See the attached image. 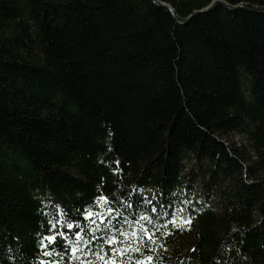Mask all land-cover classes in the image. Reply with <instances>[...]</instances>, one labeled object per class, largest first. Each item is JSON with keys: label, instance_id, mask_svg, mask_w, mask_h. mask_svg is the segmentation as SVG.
I'll return each mask as SVG.
<instances>
[{"label": "trees", "instance_id": "obj_1", "mask_svg": "<svg viewBox=\"0 0 264 264\" xmlns=\"http://www.w3.org/2000/svg\"><path fill=\"white\" fill-rule=\"evenodd\" d=\"M87 210L156 217L151 264H264V0H0V264L94 261Z\"/></svg>", "mask_w": 264, "mask_h": 264}, {"label": "snow or ice", "instance_id": "obj_2", "mask_svg": "<svg viewBox=\"0 0 264 264\" xmlns=\"http://www.w3.org/2000/svg\"><path fill=\"white\" fill-rule=\"evenodd\" d=\"M100 199H104L107 202V199L100 197L97 199L96 203H99ZM171 204L164 205L163 207H171ZM95 207V204L93 205ZM161 208V205H157L150 209V213H155ZM108 213L111 215L112 209L108 208ZM182 214V213H181ZM99 215L94 213L92 210H87L85 219L91 221L94 225L91 228L92 236L89 239H85L83 235L76 234L74 240L70 241V251L72 256L75 259H79L77 253L83 252L84 249L80 247L83 244L86 248L89 249V255L95 256V260H89L87 264H151L153 257L148 255L153 251L150 243L145 241H150L155 243L154 236L155 230L149 229L146 224H152L153 220L156 219L154 216H144L140 215L137 221L128 223L127 220L124 223L128 224V228L119 227L111 225V221L105 223L106 218H102L97 222L93 217ZM170 222L175 225L176 219L173 214H169ZM138 221H145L146 224H141L138 232L133 229V225ZM185 224H190L191 219L184 220ZM111 225V227H110ZM57 225L52 223L49 231L55 232ZM66 227L72 229L73 225L67 223ZM79 227V225H77ZM128 229H133L128 231ZM97 233H102V235H97ZM64 237L63 232H55L53 235H48L43 237L38 241V245L43 249V255L49 257L50 259L45 261L41 260L39 264H58V261H52L51 257L57 256L60 257L63 255L62 252L57 251L61 247L60 241L57 237ZM47 241V243H45ZM99 241V244L96 247L99 248V251H92L93 244ZM115 245V246H114ZM68 248H65L64 251H68Z\"/></svg>", "mask_w": 264, "mask_h": 264}, {"label": "rangeland", "instance_id": "obj_3", "mask_svg": "<svg viewBox=\"0 0 264 264\" xmlns=\"http://www.w3.org/2000/svg\"><path fill=\"white\" fill-rule=\"evenodd\" d=\"M234 139L236 141H240L241 140V135L237 134V135H234Z\"/></svg>", "mask_w": 264, "mask_h": 264}]
</instances>
